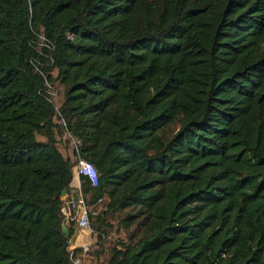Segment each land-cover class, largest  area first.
<instances>
[{
    "label": "trees",
    "instance_id": "trees-1",
    "mask_svg": "<svg viewBox=\"0 0 264 264\" xmlns=\"http://www.w3.org/2000/svg\"><path fill=\"white\" fill-rule=\"evenodd\" d=\"M75 152L108 264H264V0H0V264H72Z\"/></svg>",
    "mask_w": 264,
    "mask_h": 264
},
{
    "label": "built area",
    "instance_id": "built-area-1",
    "mask_svg": "<svg viewBox=\"0 0 264 264\" xmlns=\"http://www.w3.org/2000/svg\"><path fill=\"white\" fill-rule=\"evenodd\" d=\"M44 40V39H42ZM47 94L48 98L55 104V98H57V91L54 90L53 86L51 84H47ZM59 105H55L56 108V121L61 126H65V120L61 116L58 110ZM64 143H67L70 150L72 151V148H75L77 145V141L69 134L65 133L63 137ZM74 160V166L73 171L78 176H84L86 177L91 185L96 186L98 181V172L95 168L94 164L90 161H87L81 157L78 156V153L75 152V157H73ZM68 205L72 209L71 218L76 222L77 227L86 234H94L97 235V233L93 230L91 224H90V215L96 214V211H91V209L86 204L85 198L82 194L70 198L68 200ZM108 236L102 235L103 239H106ZM88 252V248H85L82 253ZM70 259L72 264H86L83 260V256L81 254L75 253L73 250L70 251Z\"/></svg>",
    "mask_w": 264,
    "mask_h": 264
},
{
    "label": "crops",
    "instance_id": "crops-1",
    "mask_svg": "<svg viewBox=\"0 0 264 264\" xmlns=\"http://www.w3.org/2000/svg\"><path fill=\"white\" fill-rule=\"evenodd\" d=\"M62 152L71 156V150L69 146H62L60 148ZM82 179L81 176L76 175L73 171V177L70 182L69 188L63 192L62 201L63 205L61 208V216H62V229L65 233H69L70 227L73 229V234L69 239V248L70 250H74L76 248L81 249L78 254L83 256V260L85 263L88 262L89 257H93V251H91L92 244H94L97 239L94 234H86L82 232L76 225V222L71 218L72 209L68 205V200L70 198L76 197L80 194L83 195L82 191ZM88 248V252L82 253V251Z\"/></svg>",
    "mask_w": 264,
    "mask_h": 264
},
{
    "label": "rangeland",
    "instance_id": "rangeland-1",
    "mask_svg": "<svg viewBox=\"0 0 264 264\" xmlns=\"http://www.w3.org/2000/svg\"><path fill=\"white\" fill-rule=\"evenodd\" d=\"M55 74V73H54ZM53 88L54 90L57 91V98H55V105H59L60 102H61V94H62V86L58 83H54L53 85ZM177 128V123L175 124H172L170 130L173 131ZM169 132V128L167 130ZM39 139H41V137H39ZM61 148L63 146V140L61 139L60 140V145ZM64 154H66L65 152H63ZM104 204L103 202L100 203L98 206H97V209L100 211L101 208H103ZM121 219V216L120 215H112L110 216L107 221L109 223L112 224V229L108 232V234H106V236H108L103 244L100 243V240L98 242V239L97 241L92 244V247H91V251H94V253L96 254L95 257H89L88 259V262L86 264H108V260H109V257H110V249L116 245H119L120 242H126V243H130V242H133L132 238H130V235L131 233L135 232L134 230V227H131L130 229L128 230H125L124 228H122L120 225H119V220ZM100 250V252H98Z\"/></svg>",
    "mask_w": 264,
    "mask_h": 264
}]
</instances>
